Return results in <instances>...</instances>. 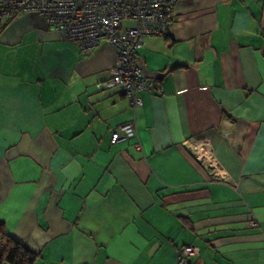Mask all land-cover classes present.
I'll use <instances>...</instances> for the list:
<instances>
[{
    "label": "crops",
    "instance_id": "1",
    "mask_svg": "<svg viewBox=\"0 0 264 264\" xmlns=\"http://www.w3.org/2000/svg\"><path fill=\"white\" fill-rule=\"evenodd\" d=\"M136 56L162 92L131 107L104 87L105 40L82 52L35 13L2 26L5 232L35 264H179L186 245L191 264H264V2L175 0ZM203 138L222 178L189 151Z\"/></svg>",
    "mask_w": 264,
    "mask_h": 264
},
{
    "label": "built area",
    "instance_id": "2",
    "mask_svg": "<svg viewBox=\"0 0 264 264\" xmlns=\"http://www.w3.org/2000/svg\"><path fill=\"white\" fill-rule=\"evenodd\" d=\"M264 2V0H261ZM175 0H0V29L9 20L25 13H35L61 38L84 52L105 40L115 50V59L109 68L104 87L123 94L131 107L140 106V93L162 92L159 82L147 77L139 63L137 51L148 36H166L173 16ZM125 21L131 24L125 25ZM132 121L111 130L110 141L120 142L133 138ZM227 135H225L226 137ZM136 148L138 143L134 144ZM202 148L195 158L211 177L222 178L208 138L190 143V152ZM254 226L255 222H250ZM179 264H191L195 254L192 246L178 247Z\"/></svg>",
    "mask_w": 264,
    "mask_h": 264
},
{
    "label": "trees",
    "instance_id": "3",
    "mask_svg": "<svg viewBox=\"0 0 264 264\" xmlns=\"http://www.w3.org/2000/svg\"><path fill=\"white\" fill-rule=\"evenodd\" d=\"M38 254L5 232L0 222V264H35Z\"/></svg>",
    "mask_w": 264,
    "mask_h": 264
},
{
    "label": "rangeland",
    "instance_id": "4",
    "mask_svg": "<svg viewBox=\"0 0 264 264\" xmlns=\"http://www.w3.org/2000/svg\"><path fill=\"white\" fill-rule=\"evenodd\" d=\"M124 24H125V25H129V24H131V22H130V21H125ZM202 151H203V150H202V148H201L200 146L197 147V148L195 149V151H194L193 156L195 157V156H197V155H201ZM204 170L207 171L206 168H204Z\"/></svg>",
    "mask_w": 264,
    "mask_h": 264
}]
</instances>
